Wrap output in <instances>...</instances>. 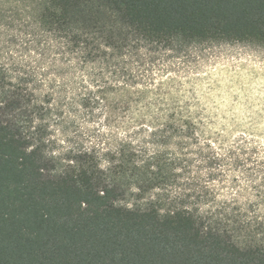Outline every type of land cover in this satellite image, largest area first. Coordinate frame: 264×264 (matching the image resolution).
Masks as SVG:
<instances>
[{
    "label": "clouds",
    "instance_id": "obj_1",
    "mask_svg": "<svg viewBox=\"0 0 264 264\" xmlns=\"http://www.w3.org/2000/svg\"><path fill=\"white\" fill-rule=\"evenodd\" d=\"M63 12L56 0H0V108L20 102L6 114L29 142L19 151L39 150L53 165L42 174L71 175L82 192L85 173L99 197L119 186L114 208L181 215L201 238L264 250V28L158 35L103 0L49 23Z\"/></svg>",
    "mask_w": 264,
    "mask_h": 264
},
{
    "label": "trees",
    "instance_id": "obj_2",
    "mask_svg": "<svg viewBox=\"0 0 264 264\" xmlns=\"http://www.w3.org/2000/svg\"><path fill=\"white\" fill-rule=\"evenodd\" d=\"M103 2L122 22L158 35L243 37L264 28V0ZM56 3L63 15L49 13V23L64 27L76 19L81 0ZM80 19L96 27V17ZM19 104L13 100L0 108V264H264L261 248L240 250L212 233L201 238L181 215L160 223L155 211L138 215L112 207L110 201L123 196L119 186H105L99 197L86 173L79 177L86 193L71 175L42 174L41 167L53 165L40 163L39 150L24 156L19 150L29 142L7 120ZM82 200L87 209H81Z\"/></svg>",
    "mask_w": 264,
    "mask_h": 264
}]
</instances>
